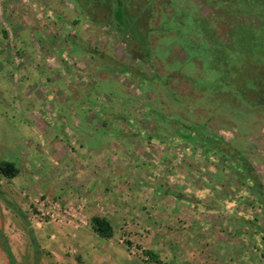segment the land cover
<instances>
[{"label": "rangeland", "instance_id": "rangeland-1", "mask_svg": "<svg viewBox=\"0 0 264 264\" xmlns=\"http://www.w3.org/2000/svg\"><path fill=\"white\" fill-rule=\"evenodd\" d=\"M255 1L0 0V264H264Z\"/></svg>", "mask_w": 264, "mask_h": 264}, {"label": "trees", "instance_id": "trees-1", "mask_svg": "<svg viewBox=\"0 0 264 264\" xmlns=\"http://www.w3.org/2000/svg\"><path fill=\"white\" fill-rule=\"evenodd\" d=\"M91 1H92L91 5L86 0H77V3L81 7L82 10L83 9L85 10L86 7L89 8L88 10H85L88 13V15H93L92 5H99L100 6V5L103 4V6H107L108 7V9L106 10L107 11L106 16L108 17L107 19L109 21H116L117 24L120 25L121 22H123V20H125V18H124L125 17V14H124L125 12L123 10V0H116L117 6H116V8H111V10L109 9V5L112 4L111 2L113 0H91ZM218 1H221V0H218ZM253 1L256 2L255 0H253ZM263 11H264V9H263ZM141 12H143V11H141ZM181 12H184V10H182ZM143 13H141V14H143ZM141 14L139 16H133L135 18L134 20L137 21L138 23H144V16L143 15L141 16ZM136 17L138 18V20H136ZM171 17H172L171 22L177 21L175 19V17H177V16H175V14H172ZM198 18L194 17V16L191 18V20L194 21V25L201 24L203 22L202 20H200ZM197 21H198V23H195ZM204 23L205 22L202 23L203 24L202 28L206 31L208 29V25L204 24ZM125 25H124L125 27H131V26H129L130 24L129 25L125 24ZM194 25L192 24L191 29L194 28ZM177 31H178V33L181 32V34H179L180 36H182L184 34V32H183L184 30L181 31L179 29ZM133 32L135 34L136 33V29H134ZM206 35H207V37H210L211 34H206ZM202 44L206 47L205 48V52H207V55L211 54V49L213 50L215 48V46H216L215 42H214L215 45L210 44L208 41L207 42H203ZM191 53L193 54L195 52H191ZM196 53H198V52H196ZM201 54H203V53L201 52ZM204 55L206 56V53ZM209 57H211V56H209ZM209 57H208L209 64H217L218 63L217 60L211 59ZM154 78H156V77L154 76ZM154 78L149 79V81H150L149 84L153 81ZM151 115H153V114H151ZM175 118H177V117H175ZM156 119H157L158 122L162 121L157 116H156ZM176 121H177V119H176ZM181 121H182V118H181ZM192 128H195V130L197 131V132H195V130H194V132L197 134L196 135V141H198L199 143H201V142L205 143L207 141V143H209L210 140L208 139V136H205V137L201 136V134L198 132V130L196 129L195 126H192ZM18 171H19V168L13 161L7 160V159H0V173L1 174H3L6 177H13V176H15L18 173ZM90 224H91L92 229L98 235H100L102 237H106V238L107 237H111L113 235V233H114L113 225L103 215L93 214L90 217ZM7 250H8V254H9V261H10L11 264H14L15 257L13 255L12 251L8 247H7ZM143 251H144L145 254H147V256L150 258V260L154 261V262H152V264H158L159 263L160 258H159L158 254L154 250L144 249ZM164 264H166V263H164Z\"/></svg>", "mask_w": 264, "mask_h": 264}, {"label": "built area", "instance_id": "built-area-1", "mask_svg": "<svg viewBox=\"0 0 264 264\" xmlns=\"http://www.w3.org/2000/svg\"><path fill=\"white\" fill-rule=\"evenodd\" d=\"M41 204L43 205L44 201H42ZM51 206L57 208V210H61V206L57 202H52ZM39 209L41 210L42 207H39ZM63 211H66V209L63 208ZM50 215L52 216L53 213H51Z\"/></svg>", "mask_w": 264, "mask_h": 264}]
</instances>
